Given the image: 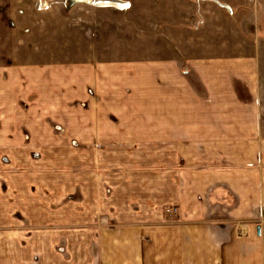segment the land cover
<instances>
[{"label":"crops","instance_id":"1","mask_svg":"<svg viewBox=\"0 0 264 264\" xmlns=\"http://www.w3.org/2000/svg\"><path fill=\"white\" fill-rule=\"evenodd\" d=\"M113 65L83 110L0 74V264H264L253 62Z\"/></svg>","mask_w":264,"mask_h":264},{"label":"rangeland","instance_id":"2","mask_svg":"<svg viewBox=\"0 0 264 264\" xmlns=\"http://www.w3.org/2000/svg\"><path fill=\"white\" fill-rule=\"evenodd\" d=\"M6 1L8 22L0 29L11 41L0 39V60H9L1 75L28 83L41 77L45 98L56 85L61 103L75 97L74 108L83 110L97 78L115 72L107 66L116 62L247 58L255 67L256 139H263L264 0Z\"/></svg>","mask_w":264,"mask_h":264}]
</instances>
